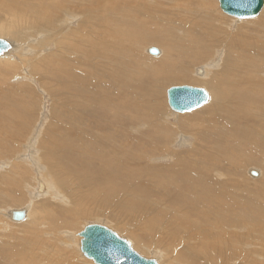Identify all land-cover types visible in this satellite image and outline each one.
I'll use <instances>...</instances> for the list:
<instances>
[{
    "label": "rangeland",
    "instance_id": "rangeland-1",
    "mask_svg": "<svg viewBox=\"0 0 264 264\" xmlns=\"http://www.w3.org/2000/svg\"><path fill=\"white\" fill-rule=\"evenodd\" d=\"M56 1L62 0H42V4L44 7H50ZM153 1L145 0L144 2L145 4L147 3L146 9L148 10L150 8V11H148L149 17L147 19V23H145L144 29L139 26L135 31L136 33H134V36L136 37V41L133 37H130L129 41L120 36L115 38L110 35V32H107L104 35H100L102 37H100L101 39L99 42H101L96 44L97 47L89 45L82 47H68L67 49L62 50H66L65 52L69 54L66 56L68 57V60H75V71L69 72L67 70L68 64L65 62V56H62V51L59 50V48L64 47L63 45L54 43L52 46L49 45V47H46L44 49L45 51H43L41 46L32 47L33 44L30 45L29 48L31 52L38 51L42 53H39V56L49 55L55 49L59 50L61 53L58 51L57 56H53L51 62H48L47 64H39V67L37 68L38 73L36 74L38 76L34 78L31 75L34 82L27 79L26 75H24L22 71L23 76H16L17 78L13 79L11 84L16 86H26L25 89H21L20 87L17 93L20 94L18 98L24 96V99L26 100L24 101L29 107L27 111L34 115V126L36 127L35 132L38 133V131H41L42 133L50 130L52 126L59 127L61 128V131L58 132L59 135L64 137V142L69 146L65 149H59L53 146H49L47 149H42L40 148V144L38 142L35 145V151L39 152V154L35 155L33 153L30 155L29 153H26V156H29V158L27 156L28 160H20L19 157L22 156L23 151L22 142L14 140V152H11L8 157L7 154H2L0 159V212H2V214H0V264H94L91 260L83 257L82 252V254L80 253L78 247V237L75 235L77 232L82 230L85 225L92 223L105 225L114 231L119 237L125 239L130 244L131 248L140 256L145 259H155L158 264H250L247 263V261L251 262V258L245 256L243 252L246 250L249 251L251 249H258V247L254 246V241L252 243L244 241L247 245L245 247L240 246L239 250L236 248L235 255L228 256L229 258L227 257L226 259L225 257L229 255V251L226 248H222L214 241L218 237L216 236L215 238L216 232L221 234L223 233V230L225 231V229L229 230V247H234L235 242L233 239H237V241L241 242L245 238H242V236L243 230L245 229L244 226L246 224H236L237 227H235V223L233 222L237 221L238 216L233 212L231 206H229L227 211L220 209L217 214L211 216L209 222L211 224H215L216 230H214L216 232L214 230L207 232L204 228L206 225H196V227L186 225V229L179 228L178 226L180 229L178 233V230H173L172 226L169 225L172 222H167V224L161 225H158V223L163 221L149 220L147 222V219H150L153 213L150 214L151 210H147L146 213H144L142 210L143 208L138 205L137 207L141 208V213L137 214L135 217H132L133 214L122 216L119 212V208L117 207L122 203L113 204V206L111 204V200L114 203H116L115 200L118 201L120 193L114 194L116 195L115 197L112 195L111 198H108L109 191L102 187V182L103 179H105V176H99L96 172H94V169L96 170L98 169V166H100L105 174H109V171L100 162H97V160L100 159L102 154L110 158L111 152L106 148L103 149L101 145H97V147L90 146L92 148H88V142L90 140L86 137V134L89 132L93 133L101 131L99 132L101 135L93 137L92 140L97 141L98 138L96 139V137H99L103 141V138H106L105 143L108 142V145L110 146H118L120 143L122 144L124 142L129 144V152H131V150L133 151L131 156L128 158H121V160L126 163V167H129V169H122L125 168L122 166V168L118 171L117 168H119V162L115 161L114 166L116 170L114 176L113 178L108 179L110 182L119 184L124 188L126 187V184L130 186L127 181L136 179L133 175V169L137 174L142 168H151L152 164L155 166L153 162L148 163L145 167L142 166L143 161L138 160V158L142 156V152L144 153V151L142 149L135 151L134 146L132 145L133 148L130 146V141H134L132 138L142 135L153 137L147 132L150 131L151 128H144L143 124H147L145 126H148L150 122L153 125L156 124V126H177L179 120L176 122L175 118H179L178 116H187L189 114L200 112V109H205L213 101H216L217 104L227 103V107H232L237 104L234 103L233 98L227 99L225 102H223L220 97L216 98L213 95V90L206 84L211 77H219V75L221 77L222 75H227L232 69L229 63H231L233 58H228L225 51L222 50V48H219V45H216L217 47H214L212 49L213 51L211 50L212 52L210 51V54H208L206 58L208 61L205 59L201 63L188 62V48L190 47L188 38H192V33L188 32L186 27H182L178 24L180 18L186 19V24L188 26L190 24L194 26L195 24L194 28L202 30L206 35H212L214 32L211 31L209 24L205 23L206 17L199 15V8L201 6H195V3L197 4L199 2L195 0H180V2H178L179 0ZM156 1L161 3L162 6L155 4ZM209 1L212 6L213 1ZM214 1L217 2V4L215 3L216 9H214L215 7L213 6L212 7L219 16L232 19L235 22L238 21L237 24H242L241 26L252 25L253 23H251V20L260 16L264 10L263 5V8L255 17L237 19V17L234 18V16H227L224 12L223 14L221 10L218 9V1ZM30 2L32 4H38L40 0H30ZM183 3H185V5ZM179 5H181L182 8ZM185 7L187 9H185ZM194 13L198 22L195 20L194 22L191 21V16H194ZM81 19L82 18H79L77 22ZM5 20L6 18L3 21H0V24L6 23L4 22ZM77 22L73 23V29L78 26ZM9 28L12 31L10 26ZM186 29L187 32H184ZM159 32L163 37L162 43H159L155 38V35H158ZM194 36L196 37V40L200 39L199 36ZM140 37H142L143 40L137 42ZM2 39L14 42L13 44L17 43L11 38ZM116 39L119 40L116 41ZM200 40L204 41L203 38ZM119 43H121V46H119ZM167 45L170 46L172 52L176 53L172 54L169 59L164 60L166 61L165 63L167 66H172L171 69L179 66V71L185 70L183 73L188 74L194 79L188 78L185 80L181 77V74L175 75L179 72L175 70L171 75L162 76L157 81L152 80V77H154L157 73L154 71L151 72L152 70L150 69H152L151 67L153 65L155 66L159 61H162L163 58H165L163 57V54ZM126 46L129 49L128 56H125V52L121 53L123 49H126ZM173 46L175 48H173ZM119 47L120 49H118ZM150 47H154L159 50V55L152 56L148 54L147 49ZM76 50H78V52H76ZM16 51H18V49H16ZM115 52L117 53L115 54ZM240 52L242 51L240 50ZM223 53H225V57ZM262 54L264 57V49L262 50ZM95 56L99 57L95 59ZM114 58L116 59L114 60ZM89 60L90 62L88 63ZM46 65H50L48 70H46ZM114 65H116L115 74L111 72L105 73L104 70L111 69ZM199 67L205 68L206 75L204 74L205 76L202 78L200 77L201 75L195 73V70L197 68L199 70ZM263 68L264 66L260 67L257 71H251V73L254 74V80L259 81V83H261V80H264ZM33 70L34 69L29 68L27 69V72H33ZM149 72H151V74H148ZM69 75H72L71 79L69 78ZM143 75L145 77L142 78ZM51 77L54 78V81L49 80ZM66 84L68 86H66ZM79 84L81 89L86 88L89 84L87 96L77 92ZM182 85L204 89L209 95L208 101L203 106L196 109V111L193 110L191 112H186V114L170 111L166 103V91L170 87ZM129 86L133 88H129ZM226 86L228 87V84H226ZM227 87H223L221 92L222 94L227 91ZM139 88L140 90L138 92L137 89ZM115 90H118L119 96H117ZM95 91H97V93ZM154 93L156 94L154 95ZM246 96L248 95L246 94ZM93 97H101L103 101L86 103ZM21 101L22 99H18L14 102H17V106L22 107L20 105ZM9 102L10 103L7 102L4 104L3 107L6 109L11 108V104L13 102ZM114 102H117V104ZM136 102L139 103L137 104ZM156 107L157 110L161 109L163 115H156V117L151 116L149 118L147 116V110L149 111V114H151L153 110L155 111L154 108ZM229 109L230 108L224 109L223 113L225 126H228L230 116L228 113ZM263 109V103H259L255 105L252 110V114L259 113L263 111ZM61 110H63V112L67 110L65 111L66 117L62 119L57 118L61 114ZM139 110H145L144 112L146 116L143 118L136 117L143 122L135 125L132 120L133 117L136 116L134 111H137L138 113ZM172 114L174 115L172 116ZM127 115H129V117ZM139 115L140 114L138 113V116ZM114 118L116 119L114 120ZM162 118L166 119V121H164L166 123L160 121ZM57 119L59 121H57ZM143 119H148V122L146 123ZM116 120L118 121L116 122ZM114 121L118 124L115 125ZM109 127L112 128L110 129ZM138 128L140 129L136 132V129ZM168 129H170L169 132L171 135L167 133L165 135V139L168 140L170 144L172 139L179 137L174 140V142H176L173 145L175 150H179V152H186L187 150L197 149L201 150L205 154H209L210 151L205 147V142L199 136L197 130L190 131L188 127H184L183 130H179L177 127ZM1 130L3 135H10V130L7 128L6 123L2 125ZM244 130L245 129H239L241 133H243ZM23 135H26V132ZM47 135L48 134H45L44 137L46 140ZM123 135L126 139L123 138ZM51 136L52 139L57 138V134H53ZM180 138L186 139L183 141L185 143L179 147L178 142H182ZM133 143L136 144L137 142L134 141ZM84 146H86L88 150L79 154V152L83 149H87L84 148ZM97 148L99 149L97 150ZM172 149L173 148H171V150ZM256 150H258L257 153L255 152ZM18 151L19 154H16ZM263 151L264 146L259 147L249 141H247V143H242L238 148H236L235 152L229 150L227 153L228 157L225 160H214L210 163V165L213 166L212 176L218 181L226 178L228 190H231L233 187L230 184L231 182L246 184L248 188L251 189H254L255 186H257V188L260 186L259 188H261V185H264V180L259 181L258 179L263 177L264 163L262 160H264V156L261 155ZM0 152H2V146L0 147ZM168 152H170L169 149ZM79 155H83L87 158L83 161H77ZM6 157L8 162L5 160ZM213 158L215 159V154L213 155ZM2 162H4V164H1ZM238 162L242 163V169L233 171L235 167L232 165ZM138 163H141V165L136 166ZM158 163L168 164L170 161H158ZM181 164L184 165V162H181ZM12 165L22 167L25 166L24 169L26 170V173L23 174V172H21L17 167H13ZM137 168L141 169L137 170ZM130 172L131 176H127ZM219 173L224 174L222 176H216ZM250 179L254 180L252 181V186L249 181ZM39 180L43 181V184H45V189L43 191L38 188L41 185L38 184ZM255 180L257 182H255ZM153 185H155V183H153L151 187ZM151 187L147 188L146 197H148V199H155V192L150 191ZM130 188L135 189L134 186H130ZM145 189H141V193H137L135 196H141ZM126 198L127 197H124V200L127 201ZM180 200H182V198ZM102 201L103 203H101ZM137 201L146 202L140 197H138ZM25 206L27 209L29 207V217L26 220H22L17 223L8 219L7 214L10 210L25 208ZM137 207H135V209ZM204 207L205 205H201L198 208L201 209V213L196 217L194 216L198 209L195 211L191 210L194 213L193 217H191L188 212L190 211V208H188L187 217L191 221L194 220V223H196V221L204 223ZM58 211L60 213H58ZM221 215L223 218L219 217ZM58 219L59 221L57 222ZM54 223L58 225L56 226ZM172 224L174 225L175 223ZM181 230H184V232L182 233ZM206 233H211L212 238H210L209 234L207 235ZM144 235L146 237H150L151 239H145ZM35 236L38 241H35ZM25 238L27 239L26 241L28 244L24 242ZM143 239L146 242L143 243ZM33 241L35 245H39V243L44 242L46 247L42 250V245L34 246ZM210 241L222 249H216Z\"/></svg>",
    "mask_w": 264,
    "mask_h": 264
},
{
    "label": "bare ground",
    "instance_id": "bare-ground-1",
    "mask_svg": "<svg viewBox=\"0 0 264 264\" xmlns=\"http://www.w3.org/2000/svg\"><path fill=\"white\" fill-rule=\"evenodd\" d=\"M158 1H161V0H158ZM162 1H166V0H162ZM195 1L199 2L197 4L195 3V6L197 5L196 7L201 6L199 8L200 9L199 15L206 17L205 23L209 24V26L211 27L210 28L211 31H214V32L212 35H208V34L206 35L205 33H203L202 30L195 29L194 28L195 24L194 26H192L191 24L188 26L186 24L187 23L186 19L180 18V20L178 21V24L182 27H186L188 29V32L192 33V38H188V41L190 42V47L188 48L189 49L188 62H191V63L203 62V60L207 58L208 54H210V51L214 47H217L216 45H219V48H222V50L225 51L228 58L230 59L233 58L231 63H229L232 69L229 71L227 75H222L223 77L222 76L220 77V75L219 77L217 76L211 77L206 82V84L209 86V88L213 90V95L216 98L220 97L223 100V102L227 101V99L233 98L234 103H237V104L233 105L232 107H227V103L217 104L216 101H213L205 109L203 110L200 109L199 110L200 112L189 114L187 116H178L179 118H175L176 122H178L179 120L177 126H172V125L171 126H161V125L156 126V124L153 125L150 122L148 126H145L147 124L145 125L143 124L144 128H147V127L151 128V130L147 132L149 133L150 136H153V137H149L146 135H142L139 137L134 136L135 138H132V139L137 143L134 144L133 143L134 141H130V144H131L130 146L133 145L135 151L140 150V149L144 151V153L141 151L142 156L138 158V160L143 161L142 166L145 167L150 162H153L155 166L152 164L151 168H142V169L137 168V170L141 169V171L137 174L135 173L133 169V175L136 179L129 180L127 181V183L130 186H134L135 189L130 188V186H128L127 184H126V187L123 188L119 184L112 183L108 180V179L113 178L114 176V173L116 170L114 166L115 161L119 162V168H117L118 171L120 170V168H122V166L125 167L122 169H125V170L126 168L129 169V167H126V163L121 160L122 157L128 158L129 156H131V153L133 151L131 150V152H129V148H130L129 144L124 142L122 144L120 143L118 146L117 145L110 146L108 145V142L105 143L106 138H103V141L99 137H96V139L98 138L97 141L92 140L93 137L100 136L101 134H99V132L101 131H96L93 133L89 132L86 134V137L90 140L88 142L89 143L88 148L90 146L97 147V145H101L103 149L106 148L107 150L111 152L110 158L102 154L100 159L97 160V162H100L109 171V174H105L103 172V169L100 166H98V169L96 170L94 169V172H96L97 175L99 176H105V179H103V182H102V187L109 191L108 198H111V196L116 193H120L118 201L115 200L116 203H114L111 200V204L113 206V204L115 205V204L122 203L118 206L116 205L119 208L120 210L119 212L122 216L133 214L132 217H135L137 214L141 213L140 207H142L143 208L142 210L144 213H146L147 210L154 211V212L150 211V214L153 213V215L152 216L150 215L151 218L149 217L150 219H147V222L149 220L150 221H163V222L158 223V225L167 224V222L175 223L174 225L172 223H170L169 225L172 226L173 230H178L177 231L178 233L180 230L179 228L186 229L187 228L186 225L195 226V227L196 225H200V226L206 225L204 226V228L207 232L213 231L215 229V224L214 223L211 224L209 222L211 216L214 214H217L220 209H223V211L224 210L227 211L229 209V206H231L233 212L238 216L237 221L233 222L235 223V227H237L236 224H240V225L246 224L244 226L245 229L243 230V236H242V238L244 237L245 238L241 242L237 241V239H233V241L235 242L234 247H229L228 246L229 230L225 229V231L223 230V233L219 234L215 231L216 230L215 229L214 230L216 232L215 238L216 236H218L214 240L215 243H218L222 248H226L229 251V255L225 257L226 259L228 256L235 255L236 248L237 250H239L240 246L245 247L247 244H245L244 241H248L247 243H252L254 241L255 242L254 246L258 247V249L257 248L256 250L251 249L249 251L246 250L243 252V254L251 258V262L247 261V263L264 264V185L262 184L261 188H259L260 186L258 188L257 186H255L256 188L254 187V189H251V188H248L246 184H239L237 182H231L230 184L233 187L231 188V190H228L227 183H226L227 179L225 178V179H222L221 181H218L215 177H213L212 176L213 166L210 165V163L214 160L215 161L225 160L228 157L227 153L229 150L235 152L236 148H238L242 143H245V142L247 143V141L259 147L264 146V109L263 111L259 113L252 114V110L254 109L255 105L259 103H263V108H264V85H263L264 80H261V83H259V81H255L254 74L251 73L252 70L257 71L260 67L264 66V57L262 54V50L264 49V10L260 14V16L251 20V23H253L252 25L241 26L242 24L240 25L237 24L238 21L235 22L232 19L219 16L217 12L213 10V7H215V3L217 4V2H215L214 0H212L213 7L211 6V3L209 0H195ZM217 1H218V9L221 10L219 6V0ZM144 2L145 0H104V1L102 0H62V1L54 2V4L50 7H44L42 4V0H40L38 4H35V3L32 4L30 0H0V21H3L6 18V20L4 21L6 23L0 24V37L1 38H11L17 42L16 44H13L14 42H9L5 40L7 41V43H9L10 47L9 49H7L6 51H3L0 54V57H1L0 58V116H1V119H0V123H1L0 147L2 146V152H0V159H1L2 154L4 155L7 154V157H8L11 152H14V146H13L14 140H19V142H22L23 151H22V156L19 157L20 160L27 159L28 155L26 156V153H29L30 155L33 153L35 155H38L39 152L35 151V145L38 142L40 144V148L42 149H47L49 146H53L59 149H65L69 146L68 144L64 142V137L59 135L58 132L61 131V128L59 127L52 126L51 129L49 128L50 130L44 131L42 133L41 131H38V133L35 132L36 127L34 126L35 124L34 115L30 114L27 111L29 107H28V104L25 103L26 100L24 99V96H22L21 98H18L20 94L17 93L20 87L21 89H25L26 86L24 85L16 86L14 84H11V81L13 79H16L17 78L16 76H23L22 71L24 75H26L27 79H29L30 81H33L32 76L34 78L38 76L36 74L38 73L37 68L39 67V64L40 63L47 64L48 62H51L52 57L57 56V52L59 50L62 51L64 49H67L68 47H79V46L82 47V46H89V45H93L97 47L96 44L101 42V41L99 42V40L101 39L100 37H102L100 35H104L107 32H110V35L115 38L120 36V37H124L125 39L129 41V38L133 37L136 41V37L134 36V33H136L135 31L138 29L139 26H141L142 29H144L145 23H147V19L149 17L148 11H150L149 10L150 8L147 10L146 9L147 3L145 4ZM178 2H180V0ZM155 4L162 6V4L157 1ZM183 4L185 5V3ZM263 5H264V2H263ZM263 5L261 9L263 8ZM179 6L181 7V5ZM185 9L187 8L185 7ZM214 9H216V7ZM221 12L223 13L222 10ZM194 17H195V13H194V16H191V21L194 22L195 20L198 22L197 18L195 17L196 18L195 19ZM79 18H82V19L79 22H77ZM75 22L78 23L77 24L78 26L76 27L78 29L76 28L73 29L72 25ZM9 26L11 27L12 31L10 30ZM187 29L184 32H187ZM194 35L199 36L200 39L203 38L204 41L200 39L196 40V37ZM155 38L159 43H162L163 37L160 34V32L158 35H155ZM117 40L119 39H116V41ZM142 40L143 38L140 37L137 40V42H140ZM54 43L61 44L64 47L59 48V50L55 49L49 55H45V56H39L40 52L38 51L31 52L29 48L30 45L33 44L32 47L41 46L43 51H45L44 49L46 47H49V45L52 46V44ZM119 44H120L119 46H121V43ZM173 48L175 47L173 46ZM16 49H18V51H16ZM118 49H120V47ZM240 50L242 52H240ZM65 51H62V56L63 55L65 56V62L68 64L67 70L69 72L75 71V67H74L75 60L73 59L72 61L68 60V57L66 56L69 54ZM157 51H158L157 54H151L149 53V48L147 49V53L152 56L159 55L160 51L159 50ZM76 52H78V50H76ZM122 52H125V56H128V52H129L128 47L126 46V49H123L121 53ZM116 53L117 52H115V54ZM225 53H223L224 57H225ZM172 54H176V53L172 52L170 46L167 45L165 47L164 54H163V57L165 58H163L162 61H159L156 58L159 61L158 64H156L155 66L153 65L151 67L152 69H150L152 70L151 72L154 71L157 73L155 74L154 77H152V80L157 81L162 76L171 75L172 72L175 70L179 71L178 70L179 66L171 69L172 66H167V64L165 63L166 61H164V60L169 59V57L172 56ZM97 57L99 56H95L94 58L96 59ZM115 59L116 58H114V60ZM89 62L90 60L88 61V63ZM129 62H130V59H129ZM49 66L50 65H46V70H48ZM29 68L34 69L33 72L32 71L27 72V69ZM104 71L105 73L111 72L115 74L116 65H114L113 68L111 67V69H107ZM184 71L185 70H180L175 75L181 74V77L185 80L188 78L194 79L188 74L183 73ZM151 72H149L148 74H151ZM195 73L198 75H201L200 76L201 78L206 75L205 68H201V67H199V70L197 68L195 70ZM71 76L69 77L70 79H71ZM143 77L145 76L143 75L142 78ZM49 80L54 81V78L51 77L49 78ZM80 84L77 87V92L81 93L84 96H87V90L89 88V84L84 89H81ZM226 84H228V87L226 86ZM66 86L68 85L66 84ZM223 87H227V91L224 92V94L221 93L223 90ZM129 88H133V87L129 86ZM137 90L139 92L140 88ZM115 91H116L115 93H117V96H119L118 90H115ZM95 92L97 93V91ZM155 94L156 93H154V95ZM246 94L249 97L246 96ZM8 97H9V100H8ZM18 99H22V101L20 102V105L22 107L17 106L16 104L17 102H14ZM208 99H209V95L207 97L206 102L208 101ZM9 101L13 102L11 104V108H8V109L4 108L3 107L4 104H6L7 102L10 103ZM98 101L102 102L103 100L101 99V97H93L86 103L98 102ZM166 103L170 111L175 112V113H180L178 111L173 110L170 107L168 98H167V91H166ZM115 104H117V102ZM227 108H230L228 111L230 116H229L228 126H225L223 113H224V109H227ZM154 109L155 111L153 110L151 114H149V111L147 110V114H148L147 116L149 118L151 116L156 117V115L157 116L163 115V112L161 111V109L157 110V107ZM65 111L63 112V110H61V114L57 118L62 119L66 117ZM144 111L145 110H139L138 112L140 114L139 116H138L137 111H134L136 113V116L133 117V119L132 118L131 119L133 120L135 125L143 122L139 118H143L144 116H146ZM173 115L174 114H172V116ZM127 116L129 117V115ZM136 117H139V118L137 119ZM115 119L116 118H114V120ZM143 120L146 123L148 122V119H143ZM57 121L59 120L57 119ZM117 121L118 120H116V122ZM160 121L163 123H166L164 122L166 121V119L164 118H162ZM116 122H115V125L118 124ZM5 123L7 124V128L10 130V135L2 134L1 127ZM176 127L179 128V130H183L184 127H188L190 131L197 130L199 136L205 142L204 143L205 147L208 148V150L210 151L209 154H205L201 150H197V149L187 150L186 152H183V151L179 152V150H175L173 145L176 142H174V140L179 137L172 139V142L170 144L169 141L165 139V135L167 133L170 134L169 132L170 129L168 128H176ZM133 128H136V127H133ZM139 129L140 128L136 129V132L139 131ZM239 129H245V130L243 133H241ZM25 132H26V135H23ZM45 134H48L46 136L47 140L44 138ZM53 134H57V138L52 139L51 135ZM123 138H125V136ZM185 139L186 138H180L182 142L178 140L179 147L180 145H183V143H185L183 142ZM84 148H87V147L84 146ZM88 148L83 149L81 152H79V154L86 152ZM171 148H173L174 150L173 149L171 150ZM98 149L99 148H97V150ZM168 149L170 150V152H168ZM255 152L257 153L258 150H256ZM16 154H19V151L16 152ZM214 154H215V159L213 158ZM261 155L264 156V151L262 152ZM7 157L5 158V160L8 162ZM86 158L87 157L83 155H79L77 158V161H83ZM158 161H167V162L170 161V163L161 164V163H158ZM262 161L264 163V160ZM181 162H184V165H182ZM1 164H4V162H2ZM138 165H141V163H138L136 166ZM232 166L235 167L233 171L242 169L241 162L233 164ZM13 167H17L21 172H23V174L26 173V170L24 169L25 166L24 167L13 166ZM144 169H147V170H144ZM223 174L219 173L216 176H222ZM127 176H131V172ZM262 176L263 177L261 179H258L259 181L264 180V170H263ZM249 181L251 182V186H252L253 184L252 181L254 180L250 179ZM255 182L257 181L255 180ZM43 183L44 182L41 180L38 181V184H41L38 188L41 189L42 191L45 189V184ZM153 183H155V185L151 187ZM150 187H151L150 191L155 192L154 193L155 199H148V197H146L147 188H150ZM140 188L141 189L146 188V189L142 193L141 196H135L137 193H141ZM115 196L116 195H114V197ZM124 197H127L126 198L127 201L124 200ZM138 197H140L142 200H145L146 202H138L137 201ZM181 198L182 200H180ZM132 200H135V201H132ZM101 203H103V201ZM137 205L140 207H137ZM201 205H205L204 215H203V220L205 224L200 221H196V223H194L193 222L194 220L191 221L187 217L188 208H190L189 209L190 211H188L189 215L193 217L194 213L191 210L195 211ZM135 207L137 208L135 209ZM28 209L25 206V208L10 210L7 214L8 219L12 222H17V223L22 220L24 221L29 217ZM12 211L23 212L24 213L23 218L20 221H14L11 218ZM58 213L60 212L58 211ZM200 213H201V209H198L194 217H196ZM0 214H2V212H0ZM219 217L223 218L222 215ZM58 221L59 219L57 220V222ZM54 225L57 226L58 224L54 223ZM91 225H103V224H98V223L87 224L82 228V230H80L79 232L75 234L78 237V247H79L80 253L82 252L81 247H82V242L84 240L83 233L85 229ZM107 229L109 228L107 227ZM181 232L183 233L184 230H181ZM206 234L207 235L209 234V237L212 238L211 233H206ZM144 238L148 240L151 239L150 237H146V236ZM35 239H36V236H35ZM26 240L27 239L25 238L24 242L28 244ZM35 241H38V239H36ZM142 242L144 243L146 241L144 240ZM33 244H34V241H33ZM41 245H42V250H44V248L46 247V244L44 242L39 243V245L34 244V246H41ZM147 245H148V242H147ZM214 246L216 247V249H222L216 245ZM82 255L86 259H89L92 261V259L84 256V254ZM153 260L156 261L155 259Z\"/></svg>",
    "mask_w": 264,
    "mask_h": 264
},
{
    "label": "water",
    "instance_id": "water-1",
    "mask_svg": "<svg viewBox=\"0 0 264 264\" xmlns=\"http://www.w3.org/2000/svg\"><path fill=\"white\" fill-rule=\"evenodd\" d=\"M263 0H219L221 10L237 18H251L256 16L263 5ZM10 45L0 38V54L9 49ZM149 53L157 54L154 47ZM208 94L199 87L187 85L170 87L167 98L170 107L180 113L191 112L201 107L207 100ZM24 213L12 211L11 218L20 221ZM81 251L96 264H157L152 259H145L136 253L129 243L117 236L103 225H91L83 233Z\"/></svg>",
    "mask_w": 264,
    "mask_h": 264
}]
</instances>
